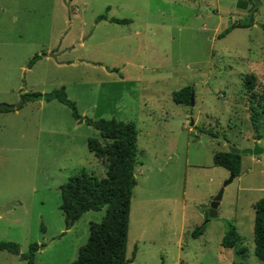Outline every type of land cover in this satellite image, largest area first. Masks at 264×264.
<instances>
[{
    "label": "rangeland",
    "instance_id": "obj_1",
    "mask_svg": "<svg viewBox=\"0 0 264 264\" xmlns=\"http://www.w3.org/2000/svg\"><path fill=\"white\" fill-rule=\"evenodd\" d=\"M235 1L0 0V59L5 53V60L25 64L51 44L66 47L59 59L70 61L45 67L40 86L23 85L34 84L38 69H22L19 92H46L58 87L48 82L59 81L81 115L135 125L126 264H262L253 254L251 205L264 196L263 153L240 154L239 174L223 186L216 216L206 219L208 201L229 175L212 164V153L226 143L243 148L256 141L264 149V109L252 128L242 87L252 74L254 90L264 89V0H244L255 7L251 23L217 36L230 20H247ZM8 73L5 93L0 70V97L20 103L18 75ZM187 84L192 105L173 101L171 93ZM75 131L78 144L101 140L84 122ZM2 135L0 128V240L15 242L19 253L36 243L32 264H70L104 207L82 212L64 230L59 185L81 167L64 162L59 169L45 153L33 162L28 152L7 149ZM82 166L104 176L101 167ZM228 224L239 239L233 247L219 244ZM0 264L26 262L0 250Z\"/></svg>",
    "mask_w": 264,
    "mask_h": 264
},
{
    "label": "trees",
    "instance_id": "obj_2",
    "mask_svg": "<svg viewBox=\"0 0 264 264\" xmlns=\"http://www.w3.org/2000/svg\"><path fill=\"white\" fill-rule=\"evenodd\" d=\"M250 1V0H249ZM236 6L246 7V1L236 0ZM255 7L247 8V20L231 22L222 29L217 36H223L234 27L248 26L252 21ZM114 22L128 21V19L111 18ZM38 54H33L26 62L31 65ZM255 77L246 74L242 82L243 92L249 108V122L256 128L261 108L264 109V89L254 90ZM192 92L190 84L184 85L171 93L176 103H189ZM43 99L56 100L66 105L71 117L76 121H83L97 130L101 140L96 137H87L86 148L94 156L100 158L105 164V173L97 177L85 170L68 176L59 185V209L62 212L64 226L68 228L79 215L87 210H99L104 207V213L99 221L88 223L86 240L81 244L75 258L70 264H126L131 261L125 257V245L128 229V214L132 188L136 183L133 167L136 163V128L132 121H122L114 118L92 119L78 113L75 104L67 98L63 86L53 88L46 92H24L20 94L19 107L25 100ZM6 110V109H3ZM203 133L205 130H201ZM216 137V135H214ZM259 138V135H254ZM212 164L220 165L228 173L237 176L240 171V154L231 153L226 148L212 153ZM252 240L253 254L264 264V196L252 203ZM195 228V232L199 231ZM235 228L227 225L219 244L223 247H233L238 243ZM38 245L30 243L24 253H19L18 245L11 240H0V249L12 254H18L26 264L33 263V255ZM235 248V247H234ZM240 246L235 251L242 252Z\"/></svg>",
    "mask_w": 264,
    "mask_h": 264
},
{
    "label": "crops",
    "instance_id": "obj_3",
    "mask_svg": "<svg viewBox=\"0 0 264 264\" xmlns=\"http://www.w3.org/2000/svg\"><path fill=\"white\" fill-rule=\"evenodd\" d=\"M236 2V1H235ZM236 4V3H235ZM250 5L246 4V7H240L241 13L247 12V8ZM239 7V6H238ZM14 9V8H13ZM4 10V8H3ZM15 10V9H14ZM12 19H15L12 17ZM231 19V17H230ZM53 20V19H52ZM237 21V20H235ZM230 20L227 24V26L231 23ZM234 22V21H233ZM84 38H82L83 40ZM51 42V41H50ZM66 47L63 49H58L57 47L54 48L51 44H46L44 47H41L39 57L34 60V62L27 66L26 62L25 64L20 62H10L6 59V55L4 53L1 54L0 59V70L1 73H4V76L2 75V92H8L10 90V86L7 88V84L5 82V73L9 74L8 72H11L13 74H17V80L15 81L17 83L16 88H18V95L20 90V71L22 69L25 70H35L38 69V74L33 80L34 84L31 82H24L23 85H42L45 84V67H48L49 65L53 64L55 68L61 67L63 65L69 64V60L59 59V56L64 54L66 51ZM52 52L54 54V58L46 55V53ZM33 54H37V52H33L30 57ZM77 59V58H76ZM79 62V61H78ZM75 64V62H74ZM53 68V67H52ZM10 79V78H9ZM9 82V81H8ZM59 82V81H58ZM56 82L51 84L52 82H48L50 85H56V86H63L64 90L66 89V86L62 84L61 82ZM40 89V88H39ZM25 91V88H23ZM41 92V91H38ZM44 92V91H43ZM0 102L8 103L9 105H13L14 103L11 102L10 99H7V97H0ZM6 110L1 109L0 110V121L4 122V125H0L1 131L3 132V139L6 141V143L9 145L7 146V149L17 150V151H26L30 155H32L33 162L36 159V156L40 153H45L50 155L51 157H47L48 160H52L56 167L61 169L63 168L62 164L64 162L68 163H74L75 168L83 169L82 164L84 162H87L88 165L93 167L94 169H98V167H101V172L105 173V164L102 162V160L96 156L93 155L92 152H90L86 148V139L85 137L79 140H76V128L79 127V125L83 121H76L74 120L71 115L70 111L68 114V111L66 109V106L56 100H49L44 101L43 99H34V100H25L22 102V104L19 107H13V108H4ZM69 110V109H68ZM55 123H61L60 125H54ZM15 124V127H14ZM56 126L60 127L57 128ZM14 130V134H10V132ZM12 137V138H11ZM12 143L13 145H10ZM85 144V145H84ZM252 145V144H251ZM53 154H58L57 158H53ZM74 168V169H75ZM134 175V173H133ZM6 202V201H5ZM4 202V203H5ZM72 226V225H71ZM69 226L68 228H65L64 230H69L71 228ZM63 230L60 229V233H62ZM2 250V249H0ZM6 251V250H5ZM8 252V251H7ZM10 253V252H9Z\"/></svg>",
    "mask_w": 264,
    "mask_h": 264
},
{
    "label": "water",
    "instance_id": "obj_4",
    "mask_svg": "<svg viewBox=\"0 0 264 264\" xmlns=\"http://www.w3.org/2000/svg\"><path fill=\"white\" fill-rule=\"evenodd\" d=\"M46 55L54 58V54L52 52H48V53H46ZM189 103L191 105L193 103V101H192V92H190V95H189ZM18 104H19V102L14 103L13 105L0 103V110L4 109V108L10 109V108L16 107ZM191 123H192V121L190 120L189 124L191 125ZM222 139H224V137H222ZM226 149L229 152L236 153V154H249V155H252V156L253 155H257L259 153H263L264 154V149L262 147H260L257 144L256 141H254L251 146L243 147V148H236V147H233L230 144L226 143ZM232 178H233V174L229 173L227 179L222 183V185L218 188L216 193L208 201L206 219H209V218H212V217L216 216V207H217L218 202H219L220 197H221L222 188Z\"/></svg>",
    "mask_w": 264,
    "mask_h": 264
}]
</instances>
